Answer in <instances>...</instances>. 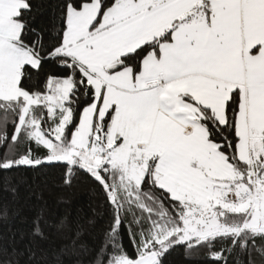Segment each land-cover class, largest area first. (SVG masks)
Instances as JSON below:
<instances>
[{"label": "snow or ice", "instance_id": "snow-or-ice-1", "mask_svg": "<svg viewBox=\"0 0 264 264\" xmlns=\"http://www.w3.org/2000/svg\"><path fill=\"white\" fill-rule=\"evenodd\" d=\"M27 173L96 203L0 264L53 229L56 264H264V0H0V174Z\"/></svg>", "mask_w": 264, "mask_h": 264}, {"label": "trees", "instance_id": "trees-1", "mask_svg": "<svg viewBox=\"0 0 264 264\" xmlns=\"http://www.w3.org/2000/svg\"><path fill=\"white\" fill-rule=\"evenodd\" d=\"M47 13L42 18H46ZM41 17H38L40 19ZM49 175H54V170H48ZM15 188V192L11 188ZM94 200L90 186L79 183L72 188L57 186L52 180H45L44 176L33 177L32 173L26 175L0 174V212L7 210V215H0V237L3 243H11L15 234V244L20 249L30 247L27 236L20 239L21 231H28V222L35 213L43 207L48 217L57 222L65 214L72 218L81 214H89L90 206L94 207ZM63 241L53 229L51 236L46 241L40 242V247L46 253L42 264H56V254ZM40 255V253H38ZM63 264H72L70 256L61 257ZM171 264H186L182 254L176 252L170 257ZM20 264H35L29 261L27 253L20 258Z\"/></svg>", "mask_w": 264, "mask_h": 264}]
</instances>
